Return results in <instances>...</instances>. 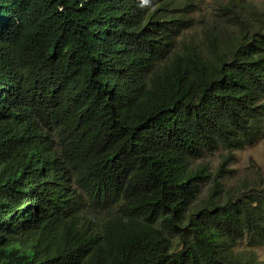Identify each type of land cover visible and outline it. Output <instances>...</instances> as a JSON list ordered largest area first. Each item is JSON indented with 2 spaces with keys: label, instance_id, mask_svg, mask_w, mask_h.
Segmentation results:
<instances>
[{
  "label": "trees",
  "instance_id": "16d2710c",
  "mask_svg": "<svg viewBox=\"0 0 264 264\" xmlns=\"http://www.w3.org/2000/svg\"><path fill=\"white\" fill-rule=\"evenodd\" d=\"M188 5L0 0V264H264V187L195 162L263 131L264 11Z\"/></svg>",
  "mask_w": 264,
  "mask_h": 264
},
{
  "label": "rangeland",
  "instance_id": "374dc122",
  "mask_svg": "<svg viewBox=\"0 0 264 264\" xmlns=\"http://www.w3.org/2000/svg\"><path fill=\"white\" fill-rule=\"evenodd\" d=\"M188 1L191 20L184 33L195 41L205 43L208 29L222 40L234 36L237 25L250 16V7L256 12L264 11V0H183ZM196 163H206L212 176L223 165L228 172L223 174V190L226 194L246 193L264 187V128L258 139L241 148L228 151L221 147L214 152H206L196 159ZM212 182L207 181L197 196L199 202L209 192ZM241 241L237 248H243ZM259 260L264 261V246L254 248Z\"/></svg>",
  "mask_w": 264,
  "mask_h": 264
}]
</instances>
